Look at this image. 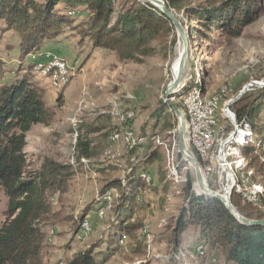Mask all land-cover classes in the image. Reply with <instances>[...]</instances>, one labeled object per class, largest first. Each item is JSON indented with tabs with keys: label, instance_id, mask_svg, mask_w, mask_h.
<instances>
[{
	"label": "trees",
	"instance_id": "obj_1",
	"mask_svg": "<svg viewBox=\"0 0 264 264\" xmlns=\"http://www.w3.org/2000/svg\"><path fill=\"white\" fill-rule=\"evenodd\" d=\"M122 1L117 13L115 0H0V38L9 31L18 34L21 60L58 41L67 28L76 32L80 43L89 41L92 47L114 52L121 61L138 64L157 54L158 47L165 49L169 41L175 44L176 39H171L176 33L175 27L162 10L140 0ZM62 5L67 12H63ZM166 6L183 12L192 23L193 35L203 41L213 40L216 34L240 38L264 14V0H205L198 4H193L192 0H166ZM78 7L87 9L89 16L75 24L73 18L77 13L74 9ZM34 67L30 66L20 81L0 86V189L8 198L5 220L0 227V264H47L42 256L46 240L43 225L58 216L53 211L52 199L69 190L74 176L71 164H62L47 156L38 162L27 153V134L32 127L37 124L50 126L56 117V111L47 105L46 90L34 81ZM174 107L185 113L184 104H172L163 99L151 111L153 133L143 132L142 137L150 138L147 144L153 148L143 160L142 168L130 165L128 187L123 188L121 180H113L102 190L104 193L118 187L121 191L112 210L114 227L104 238L106 248L102 250L100 247L104 242H99L51 264H106L112 256L130 247L128 240L134 241L136 249L141 251L138 232L144 221L140 216L133 218L144 205L142 192L145 190H152L156 195L163 193L158 199L159 207L164 208L171 180L164 169L165 152L154 147L153 139L171 130L177 132ZM230 110L238 125L234 139L246 128L252 132L251 140L247 137L236 141L242 145L248 168L253 170L248 176L261 179L264 185V87L242 95L230 105ZM107 118L111 120L109 116ZM108 128L105 125L86 131H105L106 136L120 131L113 123ZM80 137L77 140L78 156L90 158L91 144L82 140L84 136ZM140 146L139 143L132 146L129 154L137 152ZM190 149L203 168L198 151L194 146ZM177 155L182 158L179 153ZM151 165L157 167L156 183L142 177L143 173L150 175L145 168ZM192 187L193 178L191 172H187L182 190L185 203L172 228L174 250L183 244L184 234L193 227L198 231L197 242L221 252L224 264H264V227L242 224L221 200L197 195L195 191L200 190L196 185L195 190ZM231 202L248 218L256 209L236 188L232 190ZM85 216V212L80 214L81 221Z\"/></svg>",
	"mask_w": 264,
	"mask_h": 264
},
{
	"label": "rangeland",
	"instance_id": "obj_2",
	"mask_svg": "<svg viewBox=\"0 0 264 264\" xmlns=\"http://www.w3.org/2000/svg\"><path fill=\"white\" fill-rule=\"evenodd\" d=\"M163 1L166 3V0ZM192 1L193 4H198L205 0ZM122 3V0H115L117 13ZM62 6L63 12H67L66 7ZM74 11L77 13L73 18L75 24L89 16V11L85 8L78 7ZM172 11L184 29L191 31V34L190 49L181 83L174 96L171 95L169 98H166L165 94L173 79L172 70L178 56V47L182 43L176 29V33L171 37L176 39L175 44L169 41L165 49L158 47L157 54L146 58L141 64L121 61L114 52L92 47L89 41L80 43L78 35L70 28L66 29L58 41L49 43L44 48L52 53L48 54L50 56L48 62L54 59L63 60L71 67V70L73 69V75L66 87L58 90L48 82L49 78L38 77L37 75H42L34 70V81L46 89L47 105L56 111L52 125L34 127H41L44 131L38 152L62 164H71L77 168L71 179L69 190L64 195L57 194L52 199L53 211L58 216L52 222L43 225L46 240L42 256L47 264L69 258L99 242H104L100 247L102 250L106 248L104 238L114 227L112 210L120 198L121 191L118 187H113L103 193V188L113 180H121L123 188L128 187L127 175L130 167L135 164L138 168H142L143 160L147 158L152 147L147 144L150 138L142 137L143 132L149 135L153 133V122L149 118L151 111L160 99L183 105V95L194 87H198L205 98L216 99L218 102L216 113L218 128L222 126L225 129V156L228 163L226 167L231 173V178L227 176L226 179L222 167L217 165L214 173L207 174L204 170H208V167L204 165L202 169L206 182L219 193L224 192L223 187L228 181L232 182L230 193L236 188L247 202L255 200L253 205L256 209L249 214L251 219H259L260 215L264 216L263 182L261 179L249 177L253 170L248 168L247 160L241 151L242 145L238 140L236 141L240 138L250 139L252 132L246 128L239 138L234 139L238 132V125L234 123L233 127V115L225 109L226 105L249 83L257 82L261 85L250 87L247 92L264 87V14L249 26L240 38L231 39L216 34L213 40L203 41L193 35L192 23L184 17L183 12H177L174 9ZM4 38L6 41H2L0 46V68L5 64L7 67L2 68L4 73L0 74V84H4L6 76L11 78L12 82L20 81L34 62V58L29 55L20 59L18 34L9 31L5 33ZM4 43L7 45L4 46ZM2 58L9 63L4 62ZM36 61V68L48 63L42 57ZM54 89L58 92L57 97L51 95ZM128 114L133 117L123 121V124L120 117ZM107 116L111 120H108ZM112 123L120 129L116 133L124 134L126 130H131L134 136L140 139L139 144H142V147L140 146L137 152L129 154L131 145L124 140H122L123 144L119 142L121 140H115L116 133L106 136L105 131H86L105 125L111 128ZM144 127H146L145 130ZM233 131H236L235 135ZM47 136H49L48 141ZM80 136H84L82 139L84 142L91 144V157L87 158L86 162L82 160L83 158L80 160L78 156L77 140ZM156 137L165 143V145H159L153 141L155 147H160L161 151L165 152L164 169L168 179L171 180V187L165 195L164 208L161 210L159 207V199L164 195L163 193L156 195L152 190L143 191L144 205L133 218L134 220L140 216L144 221V225L138 232L141 251L136 249L134 241L128 240L130 247L112 256L106 264H183L190 260L189 252L195 244L194 253L197 264H224L222 253L211 250L206 245V256L196 255L198 252L196 246L199 244L197 243L198 231L193 227L184 234L183 244L177 251L174 250L172 228L179 210L185 203L182 190L186 174L191 172L194 183L195 173L186 160L178 158L177 133L176 138L170 131ZM186 139L188 146L191 147L187 135ZM167 150L170 151V156L172 150L175 153V168L171 165V170L169 167L171 157L167 156ZM216 164L218 159L209 161V165ZM145 169L150 172L151 180L156 183L158 181L156 165L147 166ZM108 192L114 193L112 209H107L102 201ZM7 206L8 198L0 189V227L5 220L4 212ZM102 209L108 212L103 218L98 214ZM83 212L86 213L85 217L89 219L92 227L90 234L84 237L79 235L80 228L77 226V224L80 226L79 217ZM180 251L187 253L188 260L185 257L175 258V254Z\"/></svg>",
	"mask_w": 264,
	"mask_h": 264
},
{
	"label": "bare ground",
	"instance_id": "obj_3",
	"mask_svg": "<svg viewBox=\"0 0 264 264\" xmlns=\"http://www.w3.org/2000/svg\"><path fill=\"white\" fill-rule=\"evenodd\" d=\"M182 46H183L182 43H180V45L178 47V56L175 59L176 63H175L173 70H172V77H173L172 81L177 77L179 70H180V58H181V54L183 51ZM29 56H30V54H29ZM38 71L41 72V74L44 77L49 78L50 79L49 82L52 83V85L58 90H61L64 87H66V85L69 83V81L71 79V77H67V76L72 75L71 67H69L61 59H54V60H51L50 62H48L46 64L39 65ZM192 91L197 92L198 103H206V104L217 103L216 99L205 98L203 96L201 90L198 88L192 89L191 91L188 92V94L191 93ZM187 95H185V98H184V106H185L184 115H185V119H186V135H187V138H188L191 146H194V148L198 151L204 165L206 167H208L209 161H211V160L213 161L214 159H219V156L221 155V152H222V143L221 142H214L213 145H211V147H209L208 160L204 159V152H203V148H202V143L200 141L195 140V116H194L195 115V105L193 104L192 100H190L186 97ZM131 114H133V113H131ZM121 117H122L121 118L122 121H125L126 119L133 117V115L128 114L127 116H121ZM170 133L173 134V136L176 138V133H177L176 131H171ZM122 135H123V139H124L125 143L131 145L129 148H131L132 146H135L137 143H140V139L138 140V138L136 136H134V133L131 130H126L124 132V134H122ZM120 136H121L120 133H116L114 135V139L118 140ZM153 140H154V142L158 143L159 145H165V143L163 141H161L159 139V137H155ZM174 141L176 144V140H174ZM166 153H167L168 157H171L169 160V167L171 170V165L173 168H175V166H174L175 153H174V150L171 151V156H170V151L167 150ZM227 164H228L227 158L224 155L225 170L227 168L226 167ZM142 177L145 178L147 181H150V175L149 174L143 173ZM195 184L198 187V184L196 182H195ZM223 188H224L223 189L224 191L225 190L227 191L225 193L227 196L228 193L231 192L232 182L228 181V183L225 184ZM221 194H224V192ZM106 195H108V198L103 197L102 201L104 202V205L107 207V209H112V206L114 205L113 200H115L114 193L108 192ZM106 212L104 209H102V210H99L98 214L101 218H103ZM84 228H85V230H84ZM91 229H92L91 222L89 221L88 218H85L80 223L79 235L82 237L88 236L91 232ZM204 248H205V246L203 244H199V245L197 244V246H196V249L198 252L203 251Z\"/></svg>",
	"mask_w": 264,
	"mask_h": 264
},
{
	"label": "water",
	"instance_id": "obj_4",
	"mask_svg": "<svg viewBox=\"0 0 264 264\" xmlns=\"http://www.w3.org/2000/svg\"><path fill=\"white\" fill-rule=\"evenodd\" d=\"M141 2H148L156 7H158L162 12L171 20L173 23L178 35L180 36L182 40L183 45V51L180 58V70L177 75V77L170 83L166 90V98H169L171 95H173L177 89L179 88V85L181 83L182 77H183V71L185 68L187 55L190 49V34L191 31H186L183 27V25L180 23L179 19L177 18L176 14L170 10L166 3L163 0H140ZM255 85H261L257 82H251L248 85H246L241 92L238 94L236 98L231 100L225 107L226 111L230 115H234L232 111L230 110V104L237 101L242 95H244L247 91H249L250 87H253ZM177 120H178V126H177V151L181 155V157L186 160L194 169L195 173V182L198 184V187L200 189V192H196L197 195H204L205 197L210 198H218L222 201V203L229 209L231 214L239 220L242 224H245L247 226H263L264 227V219H251L248 217H245L242 215L239 210L233 205L231 202V193H228L226 196V190L224 191V194H221L215 190H213L208 183L205 180V177L203 175V169L201 164L199 163L197 157L193 153V151L190 149V147L187 144L186 140V119L183 111L179 108L174 107L173 109ZM233 122L236 123L235 118L233 117ZM236 134V131L233 132V135ZM227 174L229 177H231L230 171L226 168ZM195 182L193 183V190H195Z\"/></svg>",
	"mask_w": 264,
	"mask_h": 264
},
{
	"label": "built area",
	"instance_id": "obj_5",
	"mask_svg": "<svg viewBox=\"0 0 264 264\" xmlns=\"http://www.w3.org/2000/svg\"><path fill=\"white\" fill-rule=\"evenodd\" d=\"M72 75H73V69H72ZM72 75L67 77H72ZM186 97L192 100L193 104L195 105V115H194L195 140L200 141L202 143L204 159L208 160V150L209 147H211V145H213L214 142L222 143V152L221 155L219 156L218 164L208 165V170H204V171L207 174H212L215 172L216 166L219 165L220 167H222L227 178L228 174L224 168V155H225V144H226V139L224 140L225 129L222 126L218 128V118L216 116L218 110V102L215 104L198 103L197 92L195 91H192ZM233 117L235 118L234 115ZM233 127H234V122H233ZM163 138H165V136H163ZM104 197L108 198V195H105ZM249 202L254 203L255 200H249ZM206 253L207 250L206 248H204L202 252H196V255L206 256Z\"/></svg>",
	"mask_w": 264,
	"mask_h": 264
},
{
	"label": "crops",
	"instance_id": "obj_6",
	"mask_svg": "<svg viewBox=\"0 0 264 264\" xmlns=\"http://www.w3.org/2000/svg\"><path fill=\"white\" fill-rule=\"evenodd\" d=\"M2 36H1V38H0V46L2 45V41H4L5 40V33L4 34H1ZM6 41V40H5ZM7 45V43H4V46H6ZM48 45V44H47ZM46 45V46H47ZM45 46V47H46ZM44 47V48H45ZM44 48L39 52V53H37V54H35V55H30V56H32L33 58H34V62L31 64V66H33V65H35V71L36 72H38V73H40L41 74V72H39L38 71V68H36V66H37V64H35V63H37V59H39V58H43L46 62H48L49 61V59H50V56H48V54H52V53H50V50H48V49H45L44 50ZM29 57V56H28ZM3 58H4V55H3ZM2 58V60L4 61V62H6V60H4ZM36 61V62H35ZM6 63H9V62H6ZM45 63V62H44ZM7 67V65L5 64V66H3V65H1V68H0V74H3L4 73V71H2V68H6ZM42 75V74H41ZM38 77H41L42 79H44V77H43V75L42 76H40V75H37ZM46 79V78H45ZM1 82V81H0ZM10 82H12L11 81V78H9L8 76H6L5 77V79H4V84H7V83H10ZM49 82V81H48ZM4 84H0V86H2V85H4ZM50 84V83H49ZM51 86V85H50ZM52 88V87H51ZM53 89V88H52ZM46 90V89H45ZM57 91L54 89L53 91H52V93H51V95H52V97H57ZM46 95H47V91H46ZM46 101H47V98H46ZM122 117H120V120L122 121V119H121ZM123 122V121H122ZM123 124H124V122H123ZM37 125H41V124H37ZM36 125H34L33 127H32V129L28 132V134H27V148H26V150H27V153L29 154V155H31V156H33V158H34V161H38V162H41L42 161V159H43V157H44V155H42L41 153H39L38 152V147H39V144H40V142H41V140L43 139V129L41 128V127H38V128H34ZM41 126H44V125H41ZM46 140L48 141L49 140V136H47L46 137ZM118 140H121V141H119L120 143H122L123 144V141L122 140H124L123 139V135H122V133H121V136L119 137V139ZM29 143H30V145H29ZM155 147V146H154ZM35 154H39V155H35ZM48 157V156H47ZM83 159V161L84 162H86V160L88 161V159L87 158H85V157H82ZM52 159V158H51ZM80 160H81V158H80ZM85 166V165H84ZM83 166V167H84ZM86 167V166H85ZM88 168H89V166H88ZM73 170L74 171H76L77 170V168L73 165ZM83 170H85L84 168H83ZM198 243V242H197ZM196 245V244H195ZM194 245V246H195ZM194 246H193V248L192 249H190V252H189V256L191 255V257L189 258L190 260L188 261V262H185V263H183V264H189L190 262V264H197V258L195 257V253H194ZM182 257H185L187 260H188V255H187V253H184L183 251H180L179 253H176L175 254V258H182ZM181 260H183V259H181ZM186 261V260H185Z\"/></svg>",
	"mask_w": 264,
	"mask_h": 264
}]
</instances>
